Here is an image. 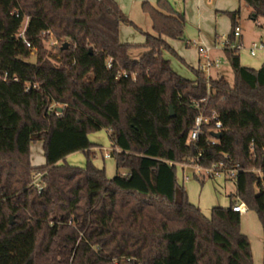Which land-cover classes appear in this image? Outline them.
Segmentation results:
<instances>
[{
	"label": "trees",
	"instance_id": "trees-1",
	"mask_svg": "<svg viewBox=\"0 0 264 264\" xmlns=\"http://www.w3.org/2000/svg\"><path fill=\"white\" fill-rule=\"evenodd\" d=\"M239 1L251 20L264 18V0ZM142 10L156 35L145 33L146 51L135 59L119 29L136 26L115 0H0V264H254L232 207L244 203L264 227V64L245 67L232 48L242 44L234 36L241 11L227 14L231 84L198 69L194 80L178 75L163 53L176 56L165 38L184 41L185 15L168 0ZM25 18L31 48L18 37ZM51 35L55 54L46 49ZM199 110L219 115L215 145L209 128L187 144ZM102 129L116 162L112 179L91 162L88 136ZM38 141L45 164L35 167ZM77 152L84 167L65 161ZM192 161L248 169L228 208L206 217L178 187L171 163Z\"/></svg>",
	"mask_w": 264,
	"mask_h": 264
},
{
	"label": "crops",
	"instance_id": "crops-1",
	"mask_svg": "<svg viewBox=\"0 0 264 264\" xmlns=\"http://www.w3.org/2000/svg\"><path fill=\"white\" fill-rule=\"evenodd\" d=\"M115 1L127 18L136 26L135 28L130 25H121L119 29V39L124 44H130L134 46V48L131 50V56L132 58L138 59L146 51L142 47L146 41L145 33L156 35L153 30L152 21L142 10V4L149 3L153 6H156L158 0ZM175 2L177 4L176 6H178V9L181 10L182 7L184 8L183 10L186 20L184 27V41L165 38L170 47L176 53V56L167 51H164L163 56L165 59L170 61L172 69L177 74L182 75L190 80H194L195 76H190L188 74L185 65L191 70H197V66L200 61L204 60V58L199 55V47L202 46L209 47L211 49L210 57L212 59L221 61L223 57H225L221 44L227 39V35L231 32L232 26L231 19L227 14L238 11L239 9L236 0H182V2ZM249 10L248 16L251 12L250 8ZM241 17L242 15L240 16V20ZM263 19L264 18L260 17L257 21H252L256 26L263 28L264 24L263 26L261 24ZM239 27L241 29V37L239 39H241L243 47L248 49L254 42L261 41L256 35H250L245 25L239 23ZM258 55H262V53H259ZM175 64H177L176 67ZM260 65L259 67L255 66V68H260ZM218 69L219 67L213 68L210 71L209 77L215 79L220 76L221 72ZM41 143L42 144L35 147L34 152L32 151L34 145H31L30 160L32 165L35 167L43 166L45 164V162L43 165H40V162H38L37 165L33 164L36 162V160L41 159V155L44 156L43 142ZM95 149H97V147H95L93 150ZM101 149L102 148H100V150ZM104 150L111 153L112 147L110 149ZM79 153L81 152L73 153L67 156L65 161L68 164L75 166V162H73L75 159L70 161L71 163L68 161L72 159V156ZM61 163L63 162H60V164ZM234 201H236V203L238 202L235 199Z\"/></svg>",
	"mask_w": 264,
	"mask_h": 264
},
{
	"label": "rangeland",
	"instance_id": "rangeland-1",
	"mask_svg": "<svg viewBox=\"0 0 264 264\" xmlns=\"http://www.w3.org/2000/svg\"><path fill=\"white\" fill-rule=\"evenodd\" d=\"M168 1L176 11L185 14L183 10L184 8L182 7L181 10L178 9V6H176L177 4L175 2H182V0ZM236 2L238 5V9L241 11L242 15L239 23L247 27V31L250 33V35H256L264 43V19L261 21L263 28L256 26L253 21L249 19V7L242 1L236 0ZM56 42L57 41L54 36L51 35L46 43V49L49 53L55 54L57 52V50H55ZM239 54L241 64L245 67L258 70L259 68H255V66L259 67L261 63V67L264 64V56L258 55L257 57H251L246 47H243L241 50H239ZM35 59L36 50L32 51L30 62H34ZM51 60L54 64H59L55 59L51 58ZM221 61L222 64L218 69L221 72V75L217 78L224 77L229 83L232 84L234 81V75L229 62L227 61L226 57H223ZM176 66L177 64H175V67ZM185 68L187 69L186 71L190 76H195L193 70H191L186 65ZM180 76L186 78L182 75ZM59 107L62 108L63 105H59ZM88 137L89 140L97 147V149L93 150L94 157L91 158V162L95 167L104 169L106 177L108 179H112L117 172L115 159L113 157L109 159L104 158V155L106 153L104 149H110L112 147L108 131L106 129H102L100 131L90 133ZM32 144L34 145L32 149V151L34 152L35 147L42 143L41 141H38ZM100 148L102 149L100 150ZM73 159H75V161H73ZM70 161L75 162V166L79 167H84L87 163L86 156L83 153L72 156V159H70L68 162L71 163ZM38 162L41 163L40 165L44 164L45 160L43 155H41L40 160H36V162H34L33 164L37 165ZM246 170L248 171V169ZM250 171L253 170L251 169ZM176 181L178 187H183L186 190L189 201L193 205L199 207L206 217L211 216V211L215 207L228 208L231 204L232 195L234 196L237 193L235 180L226 179L223 175H218L214 178H205L202 175L196 177L195 170L192 167H186L183 171L180 166H176ZM10 217H12L14 221V217L12 215H10ZM241 231L248 237L250 241L253 254V263L264 264V227L261 224L259 217L255 211L250 210L242 215Z\"/></svg>",
	"mask_w": 264,
	"mask_h": 264
},
{
	"label": "built area",
	"instance_id": "built-area-1",
	"mask_svg": "<svg viewBox=\"0 0 264 264\" xmlns=\"http://www.w3.org/2000/svg\"><path fill=\"white\" fill-rule=\"evenodd\" d=\"M28 20H29L28 18H25L23 25H22L19 33H18V37L23 40V42L25 43V45L28 48H31V43L25 38V31H26V27L28 24ZM234 36H235V38H238V39L241 37V29L239 26L236 28V30L234 32ZM228 43L229 42L226 39L221 44L223 47V50L228 45ZM56 45H57V42H56ZM232 48L241 50L243 48V44H240V43L233 44ZM210 50L211 49L209 47H205V46L199 47V55L202 58H204V60L200 61V63L197 66V69L199 71L203 72L207 78H210L209 74L213 68H218L221 65L220 60H215V59H212L210 57ZM248 51H249L250 56H252V57L257 56L259 53H262V55L264 56V43L262 41L254 42L248 48ZM110 67H111V60H109V62H108V68H110ZM0 77H1V75H0ZM2 79L4 81H6L7 80V74L2 76ZM203 101L204 100H201L200 102H196L195 103L196 107L200 109L201 108L200 104ZM58 113H59V111H58ZM205 128H209L210 131L213 132V134L222 132L223 125L219 119L218 113L215 110H211L208 113H205L203 110H199V113L194 120V126L188 134L187 144H190L191 142H197L200 139V137L204 134ZM219 140L220 139H216L215 137H212L210 139L209 143L211 145H215L216 143L219 142ZM199 156H201V154H199ZM104 157L110 158L111 153L106 152ZM171 164H174L175 166H180L183 170L186 167H192L195 170L196 176L202 175L205 178H214L215 176L223 175L226 179L236 180L238 177V174L240 172L247 171V170L242 169L239 164L229 165L225 162H219V163L213 164L210 167L202 166L201 164H199L196 161L185 162V163H171ZM41 178H42V174L37 173L34 176V180H33V183L35 184V186L39 190H41L43 188ZM232 209L234 212L240 213L241 215H243L247 212V207L242 202H237L232 207Z\"/></svg>",
	"mask_w": 264,
	"mask_h": 264
},
{
	"label": "water",
	"instance_id": "water-1",
	"mask_svg": "<svg viewBox=\"0 0 264 264\" xmlns=\"http://www.w3.org/2000/svg\"><path fill=\"white\" fill-rule=\"evenodd\" d=\"M68 44H65V48L67 47ZM58 111L61 112L62 111V108H58ZM174 116V112H173V109H171V113H170V117H173ZM213 137H215L216 139H221L222 137V133H215L213 134ZM11 219V224H13V218L10 217Z\"/></svg>",
	"mask_w": 264,
	"mask_h": 264
}]
</instances>
